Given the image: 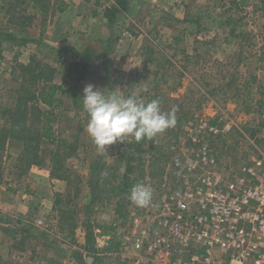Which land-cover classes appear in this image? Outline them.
Segmentation results:
<instances>
[{"label":"rangeland","instance_id":"374dc122","mask_svg":"<svg viewBox=\"0 0 264 264\" xmlns=\"http://www.w3.org/2000/svg\"><path fill=\"white\" fill-rule=\"evenodd\" d=\"M70 1L72 5H80L78 0ZM234 1L239 2V6ZM96 2L99 6H111V0ZM149 2L148 16L132 18L128 25L133 35L144 34L146 48L141 70H133L129 75L116 73L115 79H111L100 69L97 71L95 65L86 68L90 79L87 84L102 88L103 92L114 87L117 93L127 96L135 90L143 102L158 99L164 112L175 109V125L152 140L132 141L134 148H129L131 155L127 161L132 160L140 182L153 189L152 200L167 190L180 192L188 180L195 183L208 171L216 172L222 184L230 180L246 181L249 177L242 170L253 167L256 160H263L264 169V0H160L157 7L153 6L154 1ZM62 4L66 6V0H47L45 9L40 10L32 0H0L5 14L4 30L12 27L20 38L26 39H64L69 30L61 25L71 24L77 18L72 13L61 14L58 8ZM175 4H179L177 8L173 7ZM7 7L10 8L8 14ZM8 17L13 18V22L9 23ZM22 22L26 23L24 27L20 25ZM21 41L16 43L20 45ZM31 54L51 64L59 59L46 47ZM187 54L192 60L186 61ZM18 63L15 60L9 64L6 59H0L1 126L4 125L2 112L15 103V89L21 78L16 69ZM72 69L74 75L80 74V69ZM79 81L71 82L70 89L86 86ZM76 104H80V99L69 94L54 108L59 137L68 145L78 144L76 153L65 161L70 170V186L60 194V204L53 212L48 215L32 212L36 215H32L29 227L35 228L34 233L30 231L28 236H23H27L24 246H28L29 251L44 248L49 254L50 243H55L62 251L67 241L75 247L72 253L75 263L86 264V260L80 261V225L85 228L88 218L95 221L98 218L96 209L86 210L90 163L100 156L116 165L114 158L127 150L131 137L106 146L101 155L86 131L88 114L83 107L76 110ZM225 126L229 128L225 130ZM210 127L219 132L210 131ZM65 145L59 140L50 146L44 143V161L40 165L49 167L51 149L66 150ZM205 146L207 154L215 160L211 166L199 161L198 154ZM22 153V143L18 140L0 149V206L13 200H26L23 193L26 196L35 193L37 181L28 180L33 166L27 169L26 162L20 160ZM194 164L199 165L201 172L188 174V167ZM160 188L169 189L161 191ZM125 200L118 206L115 200L105 199L99 211L105 216L113 212L125 216L130 205L129 195ZM72 224L77 225L79 236L77 230L71 235ZM25 227L27 225L22 228ZM18 228L21 227L16 218L0 212V255L6 264H13L15 259L12 244ZM39 245L42 248L37 249ZM28 260L31 262L27 264L38 262ZM116 262L104 264H118Z\"/></svg>","mask_w":264,"mask_h":264},{"label":"built area","instance_id":"2783aa9c","mask_svg":"<svg viewBox=\"0 0 264 264\" xmlns=\"http://www.w3.org/2000/svg\"><path fill=\"white\" fill-rule=\"evenodd\" d=\"M206 150L199 161L211 166L215 160ZM198 171L197 164L188 167V174ZM242 172L253 182L222 184L208 171L180 192L160 193L147 207L129 200L126 226L115 222L107 238L132 264H264L263 160Z\"/></svg>","mask_w":264,"mask_h":264},{"label":"crops","instance_id":"0c3cea01","mask_svg":"<svg viewBox=\"0 0 264 264\" xmlns=\"http://www.w3.org/2000/svg\"><path fill=\"white\" fill-rule=\"evenodd\" d=\"M78 1L80 2V5L77 3L75 6L72 5L70 0H66V8L61 13H69L70 15L72 13V15L74 14L73 17L77 18L76 20L74 19L71 24L67 22L61 25V27H65L69 30V32H66L64 39L55 41L53 38L50 40L30 38L27 43H22L20 45L14 41H2V46L0 47V59H6V63L9 64H13L15 60L19 63L26 64L30 61L31 55H33L31 53H38L40 49H43L44 47L51 49L54 54L59 57V59H54L52 64L56 68L55 82L60 84L64 90L60 93L61 100L63 102V97L69 94L74 98H79L80 104H76L79 106H76V110L78 109L79 111L83 107L81 97L83 96V89L85 86H83V88L79 86L76 90L71 88V90L70 84L71 82H74V80H80L79 82L88 85L87 82L90 81V79L86 73L81 79H78L82 69H80V74L78 76L74 75L72 69L74 68L73 64H87L89 65L88 67L91 68L92 65H95L97 71L100 69L104 74L110 75L109 77L111 79H115L113 75L116 73L121 74L122 72L124 75H129L133 70H141L144 62L143 53L146 48L142 38L144 34L140 33L139 35H133L130 28H128V25L129 20L132 18L147 17L148 8L150 6L148 4L151 2H149V0H129L128 9L126 11H120L117 13L116 18L108 20L105 15L106 7L104 5L99 6L98 2H96L97 0ZM150 1H154L153 6L156 7L157 2H160V0ZM114 3L115 0H111L110 5ZM177 5L175 4L173 7L177 8ZM80 8H83V10L80 11ZM4 18V8L0 5V30L5 27V23L3 22ZM9 31L14 32L15 30L11 27ZM32 44L34 45L30 46ZM18 48L19 52L16 53ZM10 70H12V68ZM113 88H107L104 91L106 94H109L111 90H116ZM0 122L3 123L1 117ZM1 123L0 127H2ZM116 160L117 158H114V162H116ZM108 164L111 163L108 162ZM28 180L37 181L38 185L35 186V193L32 195L27 194V196L26 193H23L22 196L27 197L25 198L26 200H13L12 203H2L0 206V212L6 216L9 215L16 218L17 225L21 227L18 228L14 243H16V241L18 242L21 237H27L30 234V231L34 233L35 228L29 227V224L31 223L30 220L33 219V216L36 215V211L44 213L45 215L53 212L55 209L56 193H63L68 188L65 180L51 177L50 167H43L41 165H33L28 172ZM89 193L90 191L88 188V200L90 199ZM17 194H20L19 191ZM16 197H18V195ZM34 211L35 213L33 214L32 212ZM96 211L98 212V218L96 221L92 220V222L96 225L94 226L93 231L95 236L94 246L97 250V256L96 258L92 256L94 258L93 264H104L105 262L107 263L112 260H114V262L117 261L118 264H132V262H129L122 257L119 243L118 250L114 245H110L111 239L107 238L110 234L102 229L103 225H108L114 228L115 222H121L120 224H122V226H126L125 224H127L128 221L129 209L126 211L125 216H121L116 212H113L111 216H105L99 211V209ZM24 225H27V227L22 228ZM78 233L79 230H77V235ZM85 233V228L80 225L79 243L82 256H85L87 253L84 248L86 241ZM23 234H26L27 236H23ZM18 245H20V248L17 249L14 247V257L17 259V263L15 262L14 264H27L28 261L31 262L28 259L38 260L37 264H76L72 257L75 247H72L67 241L63 243L62 251L59 250L62 248L55 247V243H50L51 250H55L53 253L50 251V254L46 253L41 245H39L37 249H39V247L42 249L38 251H33L34 248L32 251H29V247H25L24 244L21 245L17 243V246ZM110 246L112 250L108 249ZM61 255H64V258L61 257ZM142 264L151 263L148 262Z\"/></svg>","mask_w":264,"mask_h":264},{"label":"trees","instance_id":"16d2710c","mask_svg":"<svg viewBox=\"0 0 264 264\" xmlns=\"http://www.w3.org/2000/svg\"><path fill=\"white\" fill-rule=\"evenodd\" d=\"M34 1L40 10L45 9L47 0H32ZM12 5V2H9ZM129 0H115V3L106 7V17L108 20H113L117 17V13L120 11H126L128 9ZM236 6H239V2H233ZM66 6L62 4L58 8L59 12H63ZM10 8L7 7V14L10 13ZM31 17V16H30ZM33 17V16H32ZM31 17V18H32ZM197 21V20H196ZM8 22H13V18L8 17ZM22 27L26 23H20ZM22 40L23 44L27 43L29 39L20 38L14 31L9 29L0 30V47L2 41H14ZM1 55V51H0ZM199 56L196 52L195 57ZM192 56L186 55V61H190ZM17 68L20 71L21 78L17 82L15 89V103L14 106L5 108L2 112L4 118V125L0 127V149L5 148V144L18 140L22 143L23 153L20 160L26 162L27 169L33 165L42 164V145H52L59 140V142H65L66 150L61 148H54L50 151V174L52 178L65 180L67 186L70 185L69 168L65 161L68 157L74 155L78 149V144H67V141L59 137V133L55 128V112L54 108L58 106L62 100L60 93L63 92V88L60 84L55 82L56 68L49 62H42L37 58V55L31 57L28 63H18ZM74 69L77 71L82 69L78 79H81L85 73L87 64H73ZM185 68V66H184ZM204 87V84H203ZM151 101V100H150ZM134 138L131 137L127 150H124L119 154L116 165L108 164L100 156L92 160L89 167V177L87 179V186L89 188V200L86 204L87 211H93L99 209L104 205L105 199L115 200L118 206L123 205V201H126L127 196L134 184L140 182L139 176L135 174L136 169L132 164V160L127 159L130 157V149L134 148ZM26 169V170H27ZM60 194L56 193L55 208L57 209L60 204ZM85 256H82L80 252V261L85 262L86 257L93 256L96 258L97 250L94 246V226H96L90 218H88L85 224ZM64 228V227H63ZM77 225L72 224L70 227L71 235L76 232ZM102 229L113 234L114 228L108 225H103ZM24 244V238L16 243H13V248H20V245ZM110 245L118 250L119 245L113 239H111ZM111 246L108 248L112 250ZM15 258L13 264L17 261ZM0 264H6L3 257L0 255Z\"/></svg>","mask_w":264,"mask_h":264},{"label":"clouds","instance_id":"9594fccd","mask_svg":"<svg viewBox=\"0 0 264 264\" xmlns=\"http://www.w3.org/2000/svg\"><path fill=\"white\" fill-rule=\"evenodd\" d=\"M101 89L88 84L81 97L88 114L86 131L101 155L106 146L126 137L134 138L137 143L152 140L175 125V109L162 111L158 99L143 102L135 90L124 96L115 90L106 94ZM152 196L153 189L144 182L134 184L129 193V199L138 207L149 206Z\"/></svg>","mask_w":264,"mask_h":264},{"label":"water","instance_id":"95a60500","mask_svg":"<svg viewBox=\"0 0 264 264\" xmlns=\"http://www.w3.org/2000/svg\"><path fill=\"white\" fill-rule=\"evenodd\" d=\"M94 258L92 256L87 257L86 264H93Z\"/></svg>","mask_w":264,"mask_h":264}]
</instances>
